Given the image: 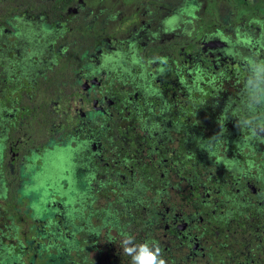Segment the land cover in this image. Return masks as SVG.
Instances as JSON below:
<instances>
[{"label":"flooded vegetation","instance_id":"obj_1","mask_svg":"<svg viewBox=\"0 0 264 264\" xmlns=\"http://www.w3.org/2000/svg\"><path fill=\"white\" fill-rule=\"evenodd\" d=\"M258 75L264 0H0V264H264Z\"/></svg>","mask_w":264,"mask_h":264},{"label":"clouds","instance_id":"obj_2","mask_svg":"<svg viewBox=\"0 0 264 264\" xmlns=\"http://www.w3.org/2000/svg\"><path fill=\"white\" fill-rule=\"evenodd\" d=\"M250 87L254 88L255 92H249ZM243 96L244 107L253 114L249 115L251 135L247 139L264 144V76L258 75L255 79L247 77L243 86ZM121 248L123 253L130 257V264H167L156 241L137 243L129 233L123 236Z\"/></svg>","mask_w":264,"mask_h":264}]
</instances>
